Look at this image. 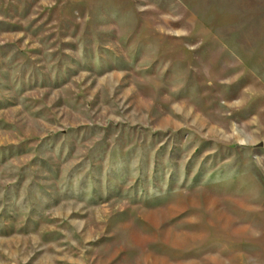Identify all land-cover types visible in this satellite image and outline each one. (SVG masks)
Masks as SVG:
<instances>
[{
	"label": "rangeland",
	"instance_id": "obj_1",
	"mask_svg": "<svg viewBox=\"0 0 264 264\" xmlns=\"http://www.w3.org/2000/svg\"><path fill=\"white\" fill-rule=\"evenodd\" d=\"M0 264H264V0H0Z\"/></svg>",
	"mask_w": 264,
	"mask_h": 264
}]
</instances>
